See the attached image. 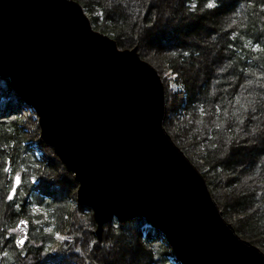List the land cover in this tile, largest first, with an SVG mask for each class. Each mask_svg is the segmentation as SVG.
Here are the masks:
<instances>
[{
  "label": "trees",
  "instance_id": "1",
  "mask_svg": "<svg viewBox=\"0 0 264 264\" xmlns=\"http://www.w3.org/2000/svg\"><path fill=\"white\" fill-rule=\"evenodd\" d=\"M75 1L120 47L143 41L145 28L129 11L142 16L151 0ZM165 8L169 22L141 51L165 84L164 126L203 174L223 217L264 252V0H165ZM39 129L36 113L0 76V264H91L94 253L86 257L83 247L95 241L99 249L109 243L106 264H180L144 218L114 219L96 240L92 210L78 203L74 175L44 149ZM17 172L22 182L9 200ZM21 219L29 232L18 248L12 230ZM59 233L66 239L57 241Z\"/></svg>",
  "mask_w": 264,
  "mask_h": 264
},
{
  "label": "water",
  "instance_id": "2",
  "mask_svg": "<svg viewBox=\"0 0 264 264\" xmlns=\"http://www.w3.org/2000/svg\"><path fill=\"white\" fill-rule=\"evenodd\" d=\"M0 76L37 114L41 138L74 175L99 234L114 219L144 218L180 264H264L165 130L160 74L94 29L81 4L0 0Z\"/></svg>",
  "mask_w": 264,
  "mask_h": 264
},
{
  "label": "rangeland",
  "instance_id": "3",
  "mask_svg": "<svg viewBox=\"0 0 264 264\" xmlns=\"http://www.w3.org/2000/svg\"><path fill=\"white\" fill-rule=\"evenodd\" d=\"M75 1V0H74ZM164 1L165 0H151L150 1V3L148 4L149 6H148V8H147V10L145 9V13H143V15L141 16V15H139L136 11H135V8H132V10L131 11H129L130 12V14H135L136 15V19H137V23L139 22V25L141 26L142 25V28H145L144 29V31H143V34H144V36H143V41H141V38H139V41H137V44H136V46H133L132 45V47H126V48H122V47H120L119 46V44H118V42H117V44H118V47H119V49H121V50H131V49H135L136 50V52H137V54L139 55V57L141 58V60H143V61H145V62H147V63H149L148 61H146L145 59H144V57H143V54H142V52L141 51H143V47H145L146 46V44H156V34H157V32H162L163 30H162V28H163V25H164V22H169V17H171L170 15V13H168V10H167V8H165V9H163V3H164ZM77 2V1H76ZM84 2L87 4V0H84ZM92 9H94V11L95 10H102V7H100L99 5H98V3H95L94 2V6L92 7ZM167 12V13H166ZM92 17H95V16H97V15H95V13L94 14H90ZM90 15L88 14V16L90 17ZM101 17V19H100V22L102 23V24H104L105 23V19H104V13H102L101 15H100ZM167 18H169V19H167ZM129 37V36H128ZM128 37L126 36V39H128ZM150 64V63H149ZM155 68V67H154ZM157 70V69H156ZM158 72V71H157ZM159 73V72H158ZM164 87H165V84H164ZM166 89V88H165ZM37 115V114H36ZM39 118H38V116H37V120H38ZM164 124H165V122H164ZM165 127V126H164ZM40 128V127H39ZM165 130H166V128H165ZM167 131V130H166ZM39 132H40V129H39ZM168 133V132H167ZM169 134V133H168ZM170 135V134H169ZM171 136V135H170ZM172 138V137H171ZM172 141L175 143V145H177L178 144V142L177 141H174L173 139H172ZM45 143V142H44ZM47 144L45 143V147H44V149L45 150H47L48 148H47ZM178 146V145H177ZM50 147V146H49ZM179 147V149L181 150V146H178ZM51 149H52V147H50ZM53 150V149H52ZM54 151V150H53ZM55 153V152H54ZM188 158V157H187ZM60 160V159H59ZM190 160V159H189ZM61 162V161H60ZM195 166V165H194ZM196 167V166H195ZM78 187V186H77ZM78 189V188H77ZM210 191V190H209ZM210 194H211V191H210ZM76 195H77V191H76ZM211 196H212V194H211ZM212 198H213V196H212ZM214 200V199H213ZM214 202L216 203V205H217V207L219 208V210H220V207H219V205L217 204V202L214 200ZM83 206V205H82ZM220 212L222 213V215H223V212L220 210ZM92 217H93V219H94V215H93V212H92ZM224 218V217H223ZM224 220L227 222V223H229L234 229H236L235 228V225H234V223H230L226 218H224ZM95 221V220H94ZM96 223V222H95ZM105 226V225H104ZM103 234H104V227H103V230H102V232L99 234V230H98V225L96 224V227H95V229H94V235H95V238H96V240H98V241H102L103 240ZM66 239V237L63 235V234H57V236H56V240L57 241H60V240H65ZM86 242H85V244L88 242V243H90V240L87 238V240H85ZM91 242H93V240H91ZM96 243V241L94 242V245H90L89 244V246H85V247H83V250H84V254H85V256L87 257L88 255H89V252H91L92 254L94 253V255H98V259H99V261L101 262V263H97L96 261L94 262V255L91 257V259H89V262L91 263V264H106L108 261H109V257H106V256H104L103 257V253L105 252V253H107V251H111V249L109 248V247H107L108 246V244L109 243H106V245L104 244V245H102V247H101V249H99V248H97V247H99L98 246V244H95ZM84 246V245H83ZM105 247V248H104ZM94 248H97L96 250H95V252L93 251L94 250ZM98 249H99V251H100V253H97V251H98ZM91 250V251H90ZM109 254V253H108ZM110 260H111V258H110Z\"/></svg>",
  "mask_w": 264,
  "mask_h": 264
},
{
  "label": "snow or ice",
  "instance_id": "4",
  "mask_svg": "<svg viewBox=\"0 0 264 264\" xmlns=\"http://www.w3.org/2000/svg\"><path fill=\"white\" fill-rule=\"evenodd\" d=\"M215 5H214V3H209L208 5H207V7H214ZM3 171L4 172H9L10 171V168H8V167H5L4 169H3ZM21 174L19 173V172H17L16 174H15V176H14V186L12 187V189H11V192H10V194H9V196H8V199L9 200H12L13 199V195L16 193V190H17V186H19L20 184H21ZM27 224H28V221H26V220H22V221H20V225L22 226V227H18V228H16V229H13L12 231H15V232H23V230H24V227H26L27 226ZM17 244L19 245V246H23L24 244H25V242H26V236H22L20 239H18L17 241ZM6 255V254H5Z\"/></svg>",
  "mask_w": 264,
  "mask_h": 264
}]
</instances>
